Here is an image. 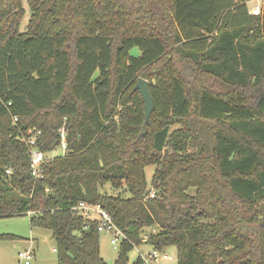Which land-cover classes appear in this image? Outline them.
Returning <instances> with one entry per match:
<instances>
[{
  "label": "trees",
  "instance_id": "1",
  "mask_svg": "<svg viewBox=\"0 0 264 264\" xmlns=\"http://www.w3.org/2000/svg\"><path fill=\"white\" fill-rule=\"evenodd\" d=\"M233 1L25 0L20 32L22 0H0V219L50 232L57 264H107L81 202L123 234L112 264H144L128 259L144 246L264 264V0L257 16ZM61 128L66 152L50 157ZM33 130L49 157L38 179Z\"/></svg>",
  "mask_w": 264,
  "mask_h": 264
},
{
  "label": "rangeland",
  "instance_id": "2",
  "mask_svg": "<svg viewBox=\"0 0 264 264\" xmlns=\"http://www.w3.org/2000/svg\"><path fill=\"white\" fill-rule=\"evenodd\" d=\"M25 14L21 20L19 31L23 32L29 19V11L25 0H22ZM239 2L234 0L233 3ZM247 6L251 9L253 6L262 8L263 0H244ZM139 54L136 48L131 50V55L137 56ZM264 94V89H258L257 97ZM50 157L61 156L62 150L57 148L54 152L49 154ZM154 167H147L145 169V175L147 182L150 183ZM103 193L109 195H115L117 192L111 190L109 186L103 189ZM1 235H14L17 237L15 240H0V264H19L17 253L24 249L30 250L34 254V260L32 264H57L56 253L54 250V242L51 239L50 232L38 228H31L27 217H15V218H3L0 219V236ZM110 235L107 233H101L99 236V248L101 257L107 264H112L117 257V246L110 244ZM147 246L134 248L129 253V263L134 261L139 252L146 253ZM172 258L170 261H158L159 264H177L176 250L173 247L167 248L164 252Z\"/></svg>",
  "mask_w": 264,
  "mask_h": 264
},
{
  "label": "built area",
  "instance_id": "3",
  "mask_svg": "<svg viewBox=\"0 0 264 264\" xmlns=\"http://www.w3.org/2000/svg\"><path fill=\"white\" fill-rule=\"evenodd\" d=\"M249 13L253 16H257L261 13V9L258 7H252ZM17 122V118H13V123ZM60 135V149L62 150V155L65 154L67 149V144L65 141V130L61 128L59 130ZM41 137V132L33 130L28 134L27 137L22 139V142L30 149L29 150V162H30V171L33 178H41V165L46 161L47 158L41 151L37 149V142ZM54 152V151H53ZM52 157V156H51ZM6 174H9V171H5ZM149 198L154 197L153 190L149 191ZM74 210L79 213L86 221L87 220H96L98 222L97 229L100 233H107L110 235V244L113 246L117 245L123 237V234L119 229L115 227L112 222L111 216L103 210L99 205H92L88 203L81 202L79 203ZM140 257L143 260L144 264H158V261H170L171 257L164 255L163 253L152 250L149 253H140ZM17 258L19 264H32L34 255L30 250H20L17 253Z\"/></svg>",
  "mask_w": 264,
  "mask_h": 264
},
{
  "label": "water",
  "instance_id": "4",
  "mask_svg": "<svg viewBox=\"0 0 264 264\" xmlns=\"http://www.w3.org/2000/svg\"><path fill=\"white\" fill-rule=\"evenodd\" d=\"M134 89L139 91L141 94L145 107V121H147L153 108V102L148 90L147 81L139 78L136 82Z\"/></svg>",
  "mask_w": 264,
  "mask_h": 264
},
{
  "label": "crops",
  "instance_id": "5",
  "mask_svg": "<svg viewBox=\"0 0 264 264\" xmlns=\"http://www.w3.org/2000/svg\"><path fill=\"white\" fill-rule=\"evenodd\" d=\"M147 252H148V250H147ZM100 256H101V254H100ZM103 259V258H102ZM34 260V259H33ZM104 260V259H103ZM105 261V260H104ZM106 262V261H105Z\"/></svg>",
  "mask_w": 264,
  "mask_h": 264
}]
</instances>
